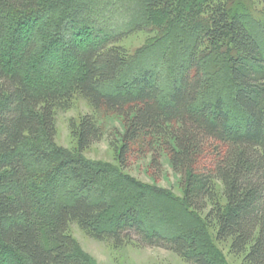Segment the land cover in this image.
<instances>
[{"label": "trees", "instance_id": "1", "mask_svg": "<svg viewBox=\"0 0 264 264\" xmlns=\"http://www.w3.org/2000/svg\"><path fill=\"white\" fill-rule=\"evenodd\" d=\"M99 1L0 0V264H87L73 223L117 247H161L191 264H221L193 234L149 225L129 191L122 194L132 202L111 213L112 169L35 143L40 134L53 141L58 111L76 96L122 118L124 131L110 140L120 169L150 158L148 171L161 179L167 157L181 176L183 205L206 213L216 238L246 264H264V47L253 19L234 13L231 0H195L204 17L169 84L153 66L120 78L129 63L120 43L138 29L100 24L92 13H102ZM186 1L144 0L141 17L176 20ZM209 54L229 56L233 105L202 96ZM71 131L78 153L105 135L93 114Z\"/></svg>", "mask_w": 264, "mask_h": 264}, {"label": "rangeland", "instance_id": "2", "mask_svg": "<svg viewBox=\"0 0 264 264\" xmlns=\"http://www.w3.org/2000/svg\"><path fill=\"white\" fill-rule=\"evenodd\" d=\"M189 1L178 7V19L170 21L159 13L144 21L141 17L144 0H100L98 7L102 9L101 14L91 8L94 11L92 13L99 18V23L109 26L110 29H138L120 43L129 54V63L121 71L120 78L147 66L156 67L164 81L169 84L179 76L188 60V47L193 43H188L187 39L191 38L193 41V33L200 28L198 24L204 17L195 0ZM92 4L93 2L89 5ZM229 4L234 13L247 14L253 19V31L264 47V14L261 13L263 6L260 0H254L253 5L247 0H231ZM126 11H130L132 15H125ZM184 13H189L190 16L185 18ZM127 16L132 19L129 24L114 25ZM161 22L168 24L160 27ZM167 32L173 35L170 42L164 41ZM204 59L207 82L202 96H222L233 105L236 88L230 78L229 56L209 54ZM86 114L95 116L105 135L89 149L78 153L71 123H78ZM56 126L57 134L53 141L40 134L35 138V143L62 156H80L112 169L115 174L110 180L108 194L112 205L111 213L119 212L125 202H132L130 197L122 194L129 191L135 198L133 200L140 205L149 225L158 227L166 234H193L200 246L207 249L221 264H246L242 254L231 251L230 241H220L216 238L215 228L205 222L206 213H196L183 205L181 176L175 172L167 157H162L161 179H155L148 171L150 158H143L127 169H120L110 140L124 131L122 118L97 113L86 99L76 96L68 109L58 111ZM70 231L87 264H191L165 248L141 247L132 243L117 247L111 241L97 240L82 230L77 223L71 225Z\"/></svg>", "mask_w": 264, "mask_h": 264}]
</instances>
